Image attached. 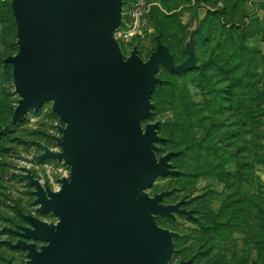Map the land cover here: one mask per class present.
Masks as SVG:
<instances>
[{
    "label": "rangeland",
    "instance_id": "374dc122",
    "mask_svg": "<svg viewBox=\"0 0 264 264\" xmlns=\"http://www.w3.org/2000/svg\"><path fill=\"white\" fill-rule=\"evenodd\" d=\"M122 2L115 37L125 57L136 49L149 59L159 39L175 63H182L196 30L195 67L176 73L161 64L151 114L142 120L144 128L159 122L157 133L165 140L154 143L156 154L173 151L170 162L182 171L179 176L159 175L145 192L154 196L173 190L163 203H180L190 212L154 215L172 233L165 264L191 255L182 262L264 264V0ZM246 12L250 17L245 18ZM17 41L12 0H0V264H7L14 250L24 249L13 242V230L26 220L21 214L59 221L51 211L39 210L36 187L24 174L30 171L57 190L71 173L64 159L39 157L44 146L62 151L58 138L66 122L53 110V100L12 122L20 96L6 58L18 52ZM200 139L206 141L199 152L187 150ZM175 150H180L177 168ZM28 259L27 254L19 264ZM8 264L15 262L9 259Z\"/></svg>",
    "mask_w": 264,
    "mask_h": 264
},
{
    "label": "water",
    "instance_id": "95a60500",
    "mask_svg": "<svg viewBox=\"0 0 264 264\" xmlns=\"http://www.w3.org/2000/svg\"><path fill=\"white\" fill-rule=\"evenodd\" d=\"M122 0H12L18 25V52L6 58L13 65L20 99L12 122L53 100V110L66 122L62 151L44 146L40 158L64 159L69 178L59 189L24 174L35 185L41 212L59 217L49 223L24 214L31 226L13 230L27 239L14 246L28 251L26 264H165L172 251V233L155 214L188 213L164 204L173 190L149 195L145 190L159 175L179 171L170 159L158 157L159 122L142 125L151 114V96L163 64L180 73L196 65L192 32L188 57L175 63L158 39L149 59L134 49L124 56L115 30L121 24ZM182 262L181 264H184Z\"/></svg>",
    "mask_w": 264,
    "mask_h": 264
},
{
    "label": "flooded vegetation",
    "instance_id": "af4514ba",
    "mask_svg": "<svg viewBox=\"0 0 264 264\" xmlns=\"http://www.w3.org/2000/svg\"><path fill=\"white\" fill-rule=\"evenodd\" d=\"M180 209H186V208H180ZM188 209H190V208H188ZM187 210V209H186ZM24 214H28V213H24ZM24 214H21V216H22V218H23V220H25V218H24ZM33 215V214H32ZM34 216H36V215H34ZM36 217H38V216H36ZM39 218V217H38ZM168 219V218H171V219H173L172 217H164V219ZM39 219H41V218H39ZM42 220V219H41ZM25 226H31V224L29 223V222H27V220H25L24 221V223H22V224H18L17 225V227L15 228V229H17V230H19V231H23V227H25ZM14 234V233H13ZM16 234V233H15ZM16 236H17V238L15 239V241H13V242H16L17 240H19V239H24V240H26L27 242H32L33 240H31V239H27V238H24V237H21V236H19L18 234H16ZM34 243L36 244V247H37V249H40V246H41V243L38 241V240H35L34 241ZM27 253H28V251L27 250H25V249H16V250H14L13 252H12V256L10 257V258H6V262H7V264L9 263V259H11V261L12 260H14V262H15V264H19V262L22 260V259H24V261H25V257H27ZM192 258V255L191 256H189V257H187V258H180L179 259V261L176 263V264H180L182 261H186V260H188V259H191ZM197 258V257H196ZM196 258H194V260L196 259Z\"/></svg>",
    "mask_w": 264,
    "mask_h": 264
},
{
    "label": "trees",
    "instance_id": "16d2710c",
    "mask_svg": "<svg viewBox=\"0 0 264 264\" xmlns=\"http://www.w3.org/2000/svg\"><path fill=\"white\" fill-rule=\"evenodd\" d=\"M247 13V12H246ZM246 13L244 14L245 16H246ZM168 47V46H167ZM169 48V47H168ZM170 50V49H169ZM171 52V51H170ZM168 141V140H167ZM204 141H206V139H200L199 141H194L193 143H191V145L187 148V150H189V151H196V152H199V150L202 148V144L204 143ZM175 156L173 157V160H174V165H175V167L177 168V167H179V165H180V162H179V160H178V155H179V153H180V150H175ZM213 171V170H212ZM182 174V171L181 170H179V173L178 174H175L174 176H179V175H181ZM197 221L200 223V225H204V223L203 222H201L200 220H199V218L197 219Z\"/></svg>",
    "mask_w": 264,
    "mask_h": 264
},
{
    "label": "crops",
    "instance_id": "0c3cea01",
    "mask_svg": "<svg viewBox=\"0 0 264 264\" xmlns=\"http://www.w3.org/2000/svg\"><path fill=\"white\" fill-rule=\"evenodd\" d=\"M250 15H251V13L249 14V12H247L245 18L250 17Z\"/></svg>",
    "mask_w": 264,
    "mask_h": 264
}]
</instances>
